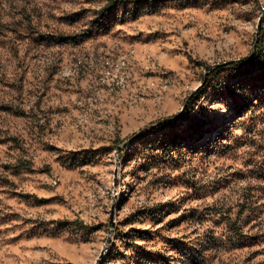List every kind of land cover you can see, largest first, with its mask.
I'll return each instance as SVG.
<instances>
[{
	"label": "rangeland",
	"instance_id": "374dc122",
	"mask_svg": "<svg viewBox=\"0 0 264 264\" xmlns=\"http://www.w3.org/2000/svg\"><path fill=\"white\" fill-rule=\"evenodd\" d=\"M104 1L0 0V264H94L111 217L99 264H137L132 242L264 264L263 85L225 64L204 81L250 55L260 19L264 53V0H140L99 28ZM190 105L203 136L153 158L158 125L134 135Z\"/></svg>",
	"mask_w": 264,
	"mask_h": 264
},
{
	"label": "trees",
	"instance_id": "16d2710c",
	"mask_svg": "<svg viewBox=\"0 0 264 264\" xmlns=\"http://www.w3.org/2000/svg\"><path fill=\"white\" fill-rule=\"evenodd\" d=\"M146 1L150 3H157L163 0ZM139 2L140 0H105L99 11H97L96 24L99 28H102L105 24H108V19L113 15V12L117 10H125L124 16L129 14L128 11H126L128 8H131L134 13L141 11L142 9ZM257 47H260V43L257 44ZM247 59L248 56L244 57L242 60L229 61L225 64V66L231 68L236 71L237 74L242 75L245 78L250 76V87H256L257 84L263 85L261 94L257 93L258 95L254 97V99L258 101V104H260L261 102H264V53L257 48L252 58L250 60ZM218 68H215L214 71ZM259 81H262V83ZM244 84L245 82L243 81L241 87H237L236 89L240 90ZM237 96L234 97L235 100L237 99ZM240 100V103H238V109L240 110L238 117L242 116L241 110L244 106H250L253 104V99L249 100L248 97H242ZM192 109V105L187 106L177 119L158 124V126L152 131V133L155 134L158 132L157 135L154 134L155 136L149 137L150 133L148 132L141 135V137L144 138V140H147V143L150 144V148H152L151 150L154 152L152 155L154 156L153 158L164 157L171 154L172 151L179 150L182 147L181 143L185 142V140H190L192 143L203 136V132L200 127L201 121L191 114ZM153 212L150 214L154 215ZM233 228L234 232L239 235H243L240 227L236 223H234ZM146 232L147 230H140V234L137 236L142 237ZM173 246L176 248L179 255L183 257H187L190 254V251L185 243L176 242ZM130 247L132 248L131 255L129 256L130 262H138L137 264H170V259L158 251L144 249L138 243L133 242L130 244ZM116 251L117 248L115 244L111 243L108 255H113Z\"/></svg>",
	"mask_w": 264,
	"mask_h": 264
},
{
	"label": "water",
	"instance_id": "95a60500",
	"mask_svg": "<svg viewBox=\"0 0 264 264\" xmlns=\"http://www.w3.org/2000/svg\"><path fill=\"white\" fill-rule=\"evenodd\" d=\"M263 11H264V7H263ZM260 24H261V19H260L259 24H258V30H257V32H256V39H255V42H254L253 49H252L250 55L248 56V59H247V60H250V59L252 58V56L255 54V52H256V49H257V41H258V38H259V27H260ZM228 62H229V61H228ZM226 63H227V62L216 63V64L211 65V67L209 68V70L206 71V72L204 73V81L206 80V78H207V74H208L210 71H212V70H214L215 68H218L219 66L224 65V64H226ZM204 81H203V82H204ZM202 84H203V83H201L200 85H202ZM200 85H198V86L194 89V91H193V92L187 97V99H186V101H185V103H184V105H183V108L185 107V105H186L187 101L189 100L190 96H191V95H192V94H193V93L199 88ZM183 108H182L178 113H176L175 115H173L172 117L164 118V119L160 120V121L157 122V123H154V124H151V125H148V126L144 127V128L141 129L139 132H137L134 136H137L138 134L144 132L145 130H147L148 128L152 127L153 125H158V124H160V123H162V122H167V121H171V120L177 119V118L179 117V115L181 114V112L183 111ZM119 147H120V146H118V148H119ZM110 226H111V229H110V233H109L108 238H107V242H106L105 248H103V249L101 250V252H100L99 256L97 257V259H96V261H95L94 264H99V263H100V261L102 260V258L105 256V250H106V248L111 244V238H110V237H111V231L113 230V220H112V217H111V219H110Z\"/></svg>",
	"mask_w": 264,
	"mask_h": 264
}]
</instances>
